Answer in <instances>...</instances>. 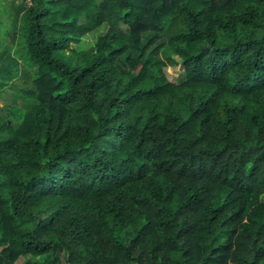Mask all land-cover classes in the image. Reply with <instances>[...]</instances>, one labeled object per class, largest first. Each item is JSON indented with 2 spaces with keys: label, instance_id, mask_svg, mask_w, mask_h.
I'll return each mask as SVG.
<instances>
[{
  "label": "trees",
  "instance_id": "16d2710c",
  "mask_svg": "<svg viewBox=\"0 0 264 264\" xmlns=\"http://www.w3.org/2000/svg\"><path fill=\"white\" fill-rule=\"evenodd\" d=\"M4 15L0 264H264V0Z\"/></svg>",
  "mask_w": 264,
  "mask_h": 264
},
{
  "label": "rangeland",
  "instance_id": "374dc122",
  "mask_svg": "<svg viewBox=\"0 0 264 264\" xmlns=\"http://www.w3.org/2000/svg\"><path fill=\"white\" fill-rule=\"evenodd\" d=\"M7 7H8V2L5 1L4 8L6 9ZM3 20H4V24L1 25L2 17H0V35L2 34V36H4V30L9 27V21L7 20L6 15L3 16ZM95 34H96L95 31L94 33H90L88 35L89 37L85 38V40L83 39L79 44L76 45V47L78 49H85V48L90 47L93 42V37ZM1 41H3V43L6 42V38L1 37ZM7 45L12 46V48L15 49L17 44L15 43V41L12 40V41H9ZM4 46L5 44H2L0 47L2 48ZM170 75L172 76V77L170 76L172 79H175L176 77H178L175 68L170 70ZM10 90H7V92H4V93L3 92L0 93V107H3L6 104L11 103L12 93L15 94L18 91V89L16 90L15 88L13 90L12 89ZM18 105L19 106L21 105L20 101H18Z\"/></svg>",
  "mask_w": 264,
  "mask_h": 264
}]
</instances>
